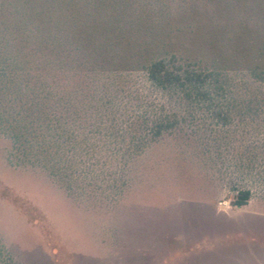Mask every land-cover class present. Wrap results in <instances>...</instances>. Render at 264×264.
<instances>
[{
	"label": "rangeland",
	"instance_id": "obj_1",
	"mask_svg": "<svg viewBox=\"0 0 264 264\" xmlns=\"http://www.w3.org/2000/svg\"><path fill=\"white\" fill-rule=\"evenodd\" d=\"M2 2L36 54L0 109L21 112L27 91L37 103L0 124L5 264H264V102L222 126L133 64L142 49L174 56L248 90V69L264 72V0H121L90 22L87 0ZM252 91L264 98V80ZM171 109L180 130L150 140L144 127ZM233 187L251 190L246 206H231Z\"/></svg>",
	"mask_w": 264,
	"mask_h": 264
},
{
	"label": "trees",
	"instance_id": "obj_2",
	"mask_svg": "<svg viewBox=\"0 0 264 264\" xmlns=\"http://www.w3.org/2000/svg\"><path fill=\"white\" fill-rule=\"evenodd\" d=\"M120 2L121 0H87L85 15L90 22V20H93L97 9L100 11L105 8L118 7ZM88 28L91 27L88 26ZM32 37L33 33L24 35L22 30L17 27L13 31H10L6 24L4 4L3 2L0 3V91H4L6 88L9 89L14 82L21 81L22 77H30V73L33 72L34 69L30 66L27 57L28 55H35L36 52L31 51L32 53H25L23 51L25 49L24 42L32 39ZM124 37L123 35L118 36L119 44L123 42ZM138 52H140L137 55L139 60H136L133 64H135L136 68L144 71L146 79L153 89L174 99L179 105L210 112L211 115L216 114L213 116H218V121H222V126L227 124V116L224 115V112L233 110L235 113L242 112L243 110L251 111L254 106H258L264 102V98H260L257 91H252L254 84L264 80V77H262L264 76V72L260 71L257 73L256 68L248 69L251 79V82L246 84L248 90L225 91L217 81V73L215 70H210L205 66L199 67L197 64L178 63L174 56L151 59L148 56L146 57V50L142 49ZM22 92L20 91V94ZM32 93L27 91L25 95L23 92L22 96L25 95L28 98L30 95L29 98L32 103L27 104L22 102L19 105L21 112L16 111L12 115L7 116L6 112L0 109V124L8 122L9 126H11L12 122L20 119L24 109L27 107L32 108L33 104H37L34 103L36 96ZM49 95L50 93L47 94V97ZM12 103H15V101ZM11 106L13 105L11 104ZM156 114H154L156 119L153 124L144 127L146 128L144 132H146L145 134L150 140L158 139L163 134H171L175 130H180L182 119L180 117L181 114L177 111L171 109L169 112L163 111V113ZM9 118H11V121H9ZM147 121L148 119H145L146 123H148ZM51 122L48 121L49 127L52 126ZM14 132L15 130L13 134ZM66 134L68 143V140L72 139V133L66 131ZM17 135H13L12 139L18 140L19 135ZM249 147V150L261 149L258 142L253 143ZM263 149L264 141L262 142L261 150ZM231 191L233 192L230 198L232 207L241 208L248 204L252 194L249 188L239 189L233 187ZM0 263L5 264L6 258L1 259L0 257Z\"/></svg>",
	"mask_w": 264,
	"mask_h": 264
}]
</instances>
